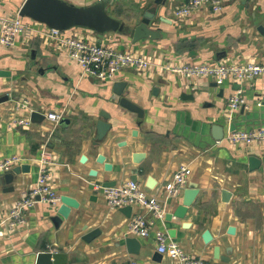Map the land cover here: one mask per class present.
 <instances>
[{
	"label": "crops",
	"instance_id": "0c3cea01",
	"mask_svg": "<svg viewBox=\"0 0 264 264\" xmlns=\"http://www.w3.org/2000/svg\"><path fill=\"white\" fill-rule=\"evenodd\" d=\"M24 1L0 0V10L15 17ZM67 1L89 5L97 0ZM154 1L113 0L109 12L128 26L126 33L69 31L152 61L147 70L124 69L111 81L83 76L68 52L42 32L19 37L12 46L0 44V162L21 159L0 170V264H35L44 251L66 253V264H175L159 251L160 233L207 264H264V142L233 144L225 139L229 129L264 125V119L255 116L264 108V76L219 84L213 78L164 70L166 64L264 62V0H229L220 13L203 7L186 17L174 13L186 0H166L157 6L151 23L162 37L133 42L130 28L141 22ZM117 81L126 82L124 95L144 109V119L120 105ZM240 87L245 103L229 121L228 101ZM35 110L45 118L35 121ZM51 112L62 113L61 120L50 119ZM101 119L112 128L95 144ZM215 125L223 127L221 140L214 138ZM99 155L105 162L98 161ZM43 157L48 160V185L59 201H38L18 227L3 224L21 197L38 186ZM251 157L259 159L256 168ZM106 163L111 170L105 169ZM23 165H29V171L21 169L10 181L5 179V173ZM181 165L191 174L179 195L167 196L166 185ZM130 180L165 209L163 218L152 219L146 238L130 234L129 225L139 215L151 218L148 210L132 205L127 216L125 206L110 207L101 189L106 181L122 185ZM191 185L199 192L186 216L168 220L166 215L177 210ZM224 189L231 192L229 201L222 199ZM63 196L78 206L56 227L52 217ZM95 231L94 238L85 239ZM128 237L139 240L137 253L130 251Z\"/></svg>",
	"mask_w": 264,
	"mask_h": 264
},
{
	"label": "built area",
	"instance_id": "2783aa9c",
	"mask_svg": "<svg viewBox=\"0 0 264 264\" xmlns=\"http://www.w3.org/2000/svg\"><path fill=\"white\" fill-rule=\"evenodd\" d=\"M229 0H186L181 6L175 9L176 17H186L203 7H209L214 13L223 11L226 2ZM62 31L32 20L21 17H9L0 10V44L12 46L19 37H31L42 32L46 39L54 41L64 48L69 57L76 61L82 68V75L89 76L98 81L107 82L115 79L117 74L128 68L147 70L151 67L152 61L145 57L136 55L131 51L122 50L113 46H107L91 42L85 38L78 37L69 32ZM164 70L189 77H209L219 84H224L229 79H235L240 83L251 82L259 76H264V62L246 63H216V64H166ZM245 103L244 89L240 87L228 101L229 121H232L234 113ZM63 114L59 112L48 113V117L54 121H60ZM21 124L28 125L30 121H21ZM225 139L233 144H247L264 142V127L251 130L229 129ZM19 157H13L0 162V170L10 168L19 162ZM43 168L40 172L38 186L29 194L23 195L17 204L3 219L11 227H18L25 221V213L34 207L38 201H45L56 204L59 196L48 185V172L46 157L42 158ZM191 170L186 165H181L176 171L173 179L166 185L167 196H177L186 185L187 177ZM103 195L112 208L128 205H142L151 215L137 216L129 225V233L143 238L150 234L151 221L154 218H163L165 209L160 201L150 197L136 180H130L125 184L111 187H102ZM3 232L0 230V235ZM158 248L162 253H167L176 260L175 264H207L203 259L187 254L176 242L168 241L165 233L157 235Z\"/></svg>",
	"mask_w": 264,
	"mask_h": 264
},
{
	"label": "water",
	"instance_id": "95a60500",
	"mask_svg": "<svg viewBox=\"0 0 264 264\" xmlns=\"http://www.w3.org/2000/svg\"><path fill=\"white\" fill-rule=\"evenodd\" d=\"M246 2L247 0H242ZM166 0H155L154 5L150 7L143 15L141 22L135 27L130 28L129 36L132 38L133 42H137L144 38H150L153 40H158L162 37L161 31L152 28V21L156 17L157 6L164 4ZM113 4V0H97L95 3L89 5H76L67 0H25L19 10V15L21 17L30 18L37 22L43 23L50 28L66 31L73 28H86L95 31L99 34H105L109 32L126 33L128 26L120 19L114 17L110 14L109 8ZM262 27H260L261 29ZM127 84L124 81H117L114 83L115 92L121 96L120 105L131 112L137 113L138 117L142 120L145 116V111L142 107L132 102L129 98L124 95V90ZM7 100L8 97H4ZM35 121H41L45 116L39 111H33L31 114ZM261 119H264V108L261 109L255 115ZM141 120L138 122L141 123ZM259 127H264L261 125ZM258 127V128H259ZM112 125L106 120H99L96 125V136L95 144H99L104 141L110 132ZM253 129V128H252ZM251 130V129H248ZM214 138L216 140H221L224 137L223 127L215 125L213 127ZM137 131L134 132L136 134ZM86 157L84 156L83 159ZM98 161L100 163L105 162L103 155H99ZM251 167L256 168L259 165V159L251 157L250 159ZM29 171V165H23L21 168L15 167L13 170L5 173L4 177L7 181L13 179V172L18 173L19 170ZM106 170H111L112 165L109 163L105 164ZM116 181H106L104 187L115 186ZM198 190L195 185H191L184 192L183 202L174 213H168L166 218L171 220L174 216L177 218H184L195 201L198 194ZM231 198V192L224 189L222 191L223 201H229ZM62 204L57 210V214L52 217L53 222L56 227H60L63 220L68 219L71 213V208L77 207L78 202L67 196L61 197ZM123 212L130 216L132 212V206L128 205L123 208ZM235 228L231 227L229 229L230 233H234ZM173 233V232H172ZM98 231L89 233L86 235L85 239L89 240L95 237ZM205 241H210L211 235L207 231L204 235ZM127 245L131 252L137 253L139 250V240L135 237H128ZM218 250V249H216ZM223 261H227L226 257L221 258ZM68 261V255L64 252L59 251H44L37 255V260L35 264H66Z\"/></svg>",
	"mask_w": 264,
	"mask_h": 264
}]
</instances>
